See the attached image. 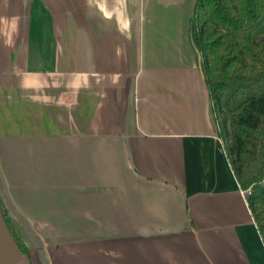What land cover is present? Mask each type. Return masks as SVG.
<instances>
[{
  "label": "crops",
  "instance_id": "crops-1",
  "mask_svg": "<svg viewBox=\"0 0 264 264\" xmlns=\"http://www.w3.org/2000/svg\"><path fill=\"white\" fill-rule=\"evenodd\" d=\"M195 4L0 0V199L33 264H264Z\"/></svg>",
  "mask_w": 264,
  "mask_h": 264
},
{
  "label": "trees",
  "instance_id": "trees-1",
  "mask_svg": "<svg viewBox=\"0 0 264 264\" xmlns=\"http://www.w3.org/2000/svg\"><path fill=\"white\" fill-rule=\"evenodd\" d=\"M264 0H196L191 37L202 67L219 135L264 240ZM5 220L22 250L0 199Z\"/></svg>",
  "mask_w": 264,
  "mask_h": 264
},
{
  "label": "water",
  "instance_id": "water-1",
  "mask_svg": "<svg viewBox=\"0 0 264 264\" xmlns=\"http://www.w3.org/2000/svg\"><path fill=\"white\" fill-rule=\"evenodd\" d=\"M199 54L200 68L202 67V56ZM0 264H33L30 256L25 253L15 237L13 236L3 215L0 203Z\"/></svg>",
  "mask_w": 264,
  "mask_h": 264
},
{
  "label": "rangeland",
  "instance_id": "rangeland-1",
  "mask_svg": "<svg viewBox=\"0 0 264 264\" xmlns=\"http://www.w3.org/2000/svg\"><path fill=\"white\" fill-rule=\"evenodd\" d=\"M256 27L260 30L264 29V17H262L257 23Z\"/></svg>",
  "mask_w": 264,
  "mask_h": 264
},
{
  "label": "built area",
  "instance_id": "built-area-1",
  "mask_svg": "<svg viewBox=\"0 0 264 264\" xmlns=\"http://www.w3.org/2000/svg\"><path fill=\"white\" fill-rule=\"evenodd\" d=\"M250 192H251L250 188L242 189V194L245 197V199H247V201H248V196L250 195Z\"/></svg>",
  "mask_w": 264,
  "mask_h": 264
}]
</instances>
